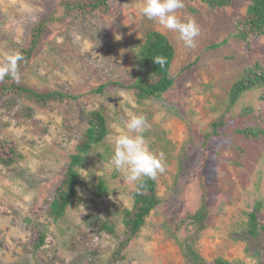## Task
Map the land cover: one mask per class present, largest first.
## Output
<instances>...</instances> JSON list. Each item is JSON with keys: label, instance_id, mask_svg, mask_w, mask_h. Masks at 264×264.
Returning a JSON list of instances; mask_svg holds the SVG:
<instances>
[{"label": "rangeland", "instance_id": "374dc122", "mask_svg": "<svg viewBox=\"0 0 264 264\" xmlns=\"http://www.w3.org/2000/svg\"><path fill=\"white\" fill-rule=\"evenodd\" d=\"M58 1L0 0V64L27 42L32 24L53 17L56 21L47 23L42 43L18 81L76 96L46 107L16 95L0 96V141L6 145L0 154L14 158L9 165L0 163V264L107 259L117 239L100 225H113L121 236L122 211L133 205L135 186L111 165L114 137L132 115L146 117L143 135L149 151L164 153L165 171L154 180L160 202L117 264H184L179 246L166 232L188 234L192 224L183 223L178 230L176 224L201 206L208 218L195 247L207 264L218 259L264 264V136L248 139L237 131L253 125V115L264 114V89L247 91L228 106L230 88L243 71L256 61L264 65V40L234 35L248 0L215 9L184 0L178 15L200 29L193 48L144 17L142 0H108L104 11L64 18ZM149 30L165 34L174 46L170 89L158 99L141 101L113 83L104 93L94 91L105 82L132 80L131 44L142 41ZM245 108L251 110L247 115ZM98 109L108 133L77 168L76 195L64 214L53 219L47 210L57 179L76 151L85 115ZM221 119L218 134L207 138ZM100 178L108 191L96 196L91 189ZM257 202L262 228L252 238L246 231L247 214ZM41 233L43 241L36 248Z\"/></svg>", "mask_w": 264, "mask_h": 264}, {"label": "trees", "instance_id": "16d2710c", "mask_svg": "<svg viewBox=\"0 0 264 264\" xmlns=\"http://www.w3.org/2000/svg\"><path fill=\"white\" fill-rule=\"evenodd\" d=\"M59 0L56 5L64 8L62 17L68 15L76 16L85 14L89 11L99 9L104 11L107 8L108 0ZM193 1V0H187ZM209 8H224L231 4L232 0H199ZM56 21L53 17L42 18L32 24L28 30L27 42L19 47L18 52L23 55L24 60L18 65L19 74L28 66V63L34 55L36 49L42 43V34L47 23ZM236 37L248 40L249 38H262L264 40V0H248L246 12L243 17L238 18ZM218 44H212L213 47ZM134 50V71L132 80L128 83L123 82H105L96 86L94 91L104 93L106 86L110 84L117 85L122 89L132 93L136 101L149 98L158 99L174 83V76L170 73V65L174 58V46L168 37L155 30H149L144 34L142 41H136L131 44ZM157 59H164L163 66L155 64ZM255 89H264V65L256 61L247 67L238 80L230 88L228 94V106L233 105L237 99L247 91ZM16 95L39 107H46L51 103L58 102L64 97L75 98L76 96L66 94L61 91H42L25 83L12 79L10 76L0 81V96ZM250 108H245L243 114L247 115ZM253 125L246 126L237 131L248 139H260L264 136V114L253 115ZM86 128L80 134L75 146L76 151L69 155L67 165L62 176L57 179L51 201L48 203L47 214L53 219L60 218L66 207L72 202L76 195V185L78 171L77 168L83 164L86 154L92 148L101 143L108 133L106 119L101 110H92L85 115ZM224 121L221 119L212 124L213 131L207 134V138L218 134V129L222 127ZM6 145L0 141V150L5 149ZM11 149L9 152L11 154ZM12 156H1L0 163L9 165L13 162ZM108 187L103 178L94 184L91 189L94 195L106 194ZM133 205L131 208H125L122 211L123 230L121 236L115 233L111 224L102 222L100 228L110 232L117 239L116 246L107 259L103 262H88L87 264H117L125 257V249L128 243L138 236L140 229L145 223V219L152 209L160 202L156 195V183L151 179H144L143 184L135 186L132 191ZM261 203L257 202L253 210L250 211L247 220V234L256 238L259 235L261 226L258 222V213ZM207 212L205 206H201L195 213L187 215L185 219L176 224L177 230L183 223L192 224V231L184 236L177 235L175 231H168L173 237L181 250L185 260L184 264H207L196 250L195 243L199 233L206 227ZM165 227V226H164ZM262 228V227H261ZM43 241V234H40L39 240L35 245L36 248ZM217 264H228L225 260H217Z\"/></svg>", "mask_w": 264, "mask_h": 264}, {"label": "clouds", "instance_id": "9594fccd", "mask_svg": "<svg viewBox=\"0 0 264 264\" xmlns=\"http://www.w3.org/2000/svg\"><path fill=\"white\" fill-rule=\"evenodd\" d=\"M184 6V0H142L140 11L144 17L158 23L163 29L177 33L186 48H193L200 29L194 20L182 19L178 15ZM23 60L19 52L9 54L6 61L0 64V81L9 76L18 81V65ZM164 63V59L155 61V64L161 66ZM146 127L144 115H132L123 121L122 131L113 140L112 168L122 173L128 184L136 187L141 186L144 179L155 180L165 171L164 153H153L148 149L143 135Z\"/></svg>", "mask_w": 264, "mask_h": 264}]
</instances>
